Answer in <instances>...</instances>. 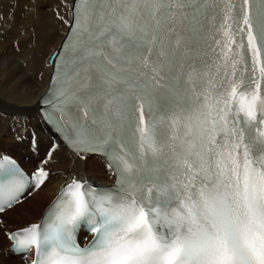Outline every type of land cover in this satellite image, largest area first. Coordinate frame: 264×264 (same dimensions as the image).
Instances as JSON below:
<instances>
[{
	"label": "snow or ice",
	"instance_id": "obj_1",
	"mask_svg": "<svg viewBox=\"0 0 264 264\" xmlns=\"http://www.w3.org/2000/svg\"><path fill=\"white\" fill-rule=\"evenodd\" d=\"M73 7L41 99L74 159L102 156L115 180L74 168L39 222L7 233L10 251L28 264H264V0ZM49 177L29 181L0 154V214Z\"/></svg>",
	"mask_w": 264,
	"mask_h": 264
},
{
	"label": "bare ground",
	"instance_id": "obj_2",
	"mask_svg": "<svg viewBox=\"0 0 264 264\" xmlns=\"http://www.w3.org/2000/svg\"><path fill=\"white\" fill-rule=\"evenodd\" d=\"M72 1L0 0V147L7 156L11 155L8 150L23 152L11 158L17 157L30 173L38 167L50 173L46 186L29 188L19 205L0 214L9 220L0 224V237L22 227L10 221L38 222L61 187L75 175L74 168L86 181L106 185L112 181L101 158L74 159L38 115L39 100L48 88L50 58L66 33ZM53 148L52 159L44 164ZM0 244V264H28L30 254L13 257L7 240L0 238Z\"/></svg>",
	"mask_w": 264,
	"mask_h": 264
},
{
	"label": "rangeland",
	"instance_id": "obj_3",
	"mask_svg": "<svg viewBox=\"0 0 264 264\" xmlns=\"http://www.w3.org/2000/svg\"><path fill=\"white\" fill-rule=\"evenodd\" d=\"M8 152L12 155V156H15V154H20V155H23V152H21V151H19V150H8ZM4 153V151H3V149H2V147H0V154H3ZM23 158H25L24 156H23ZM27 160H25L24 162L25 163H27L26 162ZM47 206V205H46ZM5 221H6V223L7 222H9V220L8 219H3V218H1V222H0V224L1 223H5ZM21 221L22 222H20V220H19V222H12V221H10L11 223H13V224H15L16 226H22V227H25V226H27V225H29V224H31L30 222H26V221H24L23 219H21ZM2 237L5 239L6 237L4 236V234L2 233V236L0 237L1 239H2ZM2 247V245L0 244V248ZM5 251V249L3 250V252ZM4 257L5 258H7V256L5 255V252H4ZM13 256V255H12ZM14 257V256H13Z\"/></svg>",
	"mask_w": 264,
	"mask_h": 264
}]
</instances>
